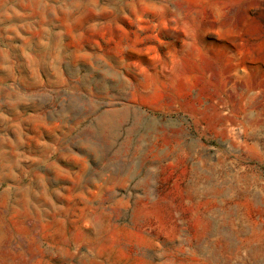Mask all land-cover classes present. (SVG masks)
I'll list each match as a JSON object with an SVG mask.
<instances>
[{
    "label": "rangeland",
    "instance_id": "rangeland-1",
    "mask_svg": "<svg viewBox=\"0 0 264 264\" xmlns=\"http://www.w3.org/2000/svg\"><path fill=\"white\" fill-rule=\"evenodd\" d=\"M0 264H264V0H0Z\"/></svg>",
    "mask_w": 264,
    "mask_h": 264
}]
</instances>
